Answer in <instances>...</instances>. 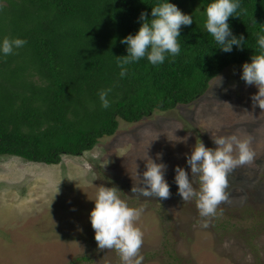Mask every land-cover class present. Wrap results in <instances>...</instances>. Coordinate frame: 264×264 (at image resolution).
<instances>
[{
    "label": "rangeland",
    "instance_id": "374dc122",
    "mask_svg": "<svg viewBox=\"0 0 264 264\" xmlns=\"http://www.w3.org/2000/svg\"><path fill=\"white\" fill-rule=\"evenodd\" d=\"M243 64L225 68L192 103L120 122L112 137L57 165L0 156V264H122L94 240L89 213L101 186L143 209L142 264H264V111L252 108L258 89L240 78ZM232 135L250 141L254 159L228 175L229 200L203 228L195 201L178 194L174 169L190 174L186 156L196 142L215 148L213 139ZM149 158L166 165L168 199L131 192Z\"/></svg>",
    "mask_w": 264,
    "mask_h": 264
},
{
    "label": "trees",
    "instance_id": "16d2710c",
    "mask_svg": "<svg viewBox=\"0 0 264 264\" xmlns=\"http://www.w3.org/2000/svg\"><path fill=\"white\" fill-rule=\"evenodd\" d=\"M164 2L193 21L181 27L180 53L157 65L144 57L121 77L118 65L127 55L121 40L137 33L141 13L151 19V8ZM211 2L0 0V43L5 37L27 42L14 54L0 52V156L57 165L63 155L78 156L112 137L120 122L188 105L225 68L250 63L264 35V0H238L228 23L244 41L228 53L204 28ZM107 89L104 108L99 93Z\"/></svg>",
    "mask_w": 264,
    "mask_h": 264
},
{
    "label": "clouds",
    "instance_id": "9594fccd",
    "mask_svg": "<svg viewBox=\"0 0 264 264\" xmlns=\"http://www.w3.org/2000/svg\"><path fill=\"white\" fill-rule=\"evenodd\" d=\"M240 8L238 0H212L205 8L204 28L220 45V50L231 52L233 45L242 47L244 37L233 36L228 20ZM151 19L141 13V25L135 35H128L121 40L127 45V55L122 56L119 67L120 76L127 74L126 65L144 57L153 64H162L166 54L172 57L180 53L177 37L182 26L193 23L191 16L182 13L175 4L164 2L151 8ZM27 42L20 38L5 37L0 43V52L4 56L14 54V49L23 47ZM260 53L251 57L250 63L242 65L241 79L246 85H254L258 91L251 96L252 108L258 106L264 111V35L258 36ZM223 78L218 77V85ZM111 89L99 93L101 106L108 108L107 99ZM186 142V139H185ZM215 148L205 147L199 141L186 156L190 174L183 168L175 167L174 181L183 202L195 201L200 227H209V219L217 215L222 203L228 202V175L237 167L251 164L254 152L248 139H240L236 135L213 139ZM32 163V162H31ZM40 164V163H39ZM166 165L156 163L149 158L146 170L137 173L139 184L132 186L133 195L144 198H170V187L164 178ZM193 178L198 189L193 186ZM116 187L101 186L93 201L94 207L89 213V220L94 230V240L98 250H114L122 264H142L140 254L143 245V232L136 226L143 209L130 207L118 195ZM58 193V187L56 194ZM222 214V213H221Z\"/></svg>",
    "mask_w": 264,
    "mask_h": 264
}]
</instances>
